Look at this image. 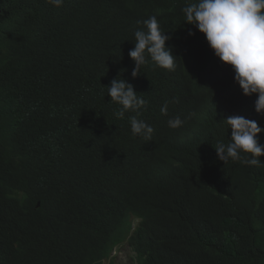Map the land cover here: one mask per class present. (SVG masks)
<instances>
[{
  "label": "trees",
  "instance_id": "obj_1",
  "mask_svg": "<svg viewBox=\"0 0 264 264\" xmlns=\"http://www.w3.org/2000/svg\"><path fill=\"white\" fill-rule=\"evenodd\" d=\"M189 2L0 0V264H102L132 215L137 264H264V166L213 157L231 139L214 111L198 145L168 126L188 112L182 95L250 100L186 23ZM151 16L176 68L146 65L132 80L128 44ZM117 78L147 101L137 118L150 140L133 136L136 113L117 116L106 88ZM254 105L245 118L264 129Z\"/></svg>",
  "mask_w": 264,
  "mask_h": 264
},
{
  "label": "clouds",
  "instance_id": "obj_2",
  "mask_svg": "<svg viewBox=\"0 0 264 264\" xmlns=\"http://www.w3.org/2000/svg\"><path fill=\"white\" fill-rule=\"evenodd\" d=\"M47 2L59 8L64 0ZM182 13L186 23L203 34L214 55L223 64L231 66V80L235 82L232 86L236 92L239 85L242 94L250 97V100L246 109L245 105H234V101L224 104L223 96L218 92L214 94L216 99L209 104L194 101L190 95H182L184 109L188 112L184 114L183 121L179 117L169 119L168 126L177 129L183 124L184 139L189 144L195 142V145H198L203 143L204 137L208 135L206 129L209 122L205 115L212 117L214 111L226 135H231V139L227 144L218 143L213 157H218L224 164L231 161L247 166H264L260 159L264 156V145L258 140V135L264 132V129L258 126L257 121L246 119L244 112L246 110V115H249L251 107L255 104V112L264 114V0H191L182 8ZM143 24L144 29L135 30V43L128 44L131 48L125 56L129 63L127 73L132 80L140 76V70L146 65L151 64L154 68L168 71H174L176 68L177 57L173 56L177 52L176 44L163 31L157 17L151 16L144 20ZM189 35L193 33L189 32ZM106 88L111 103L119 106L116 113L119 118H124L128 112L137 114L129 117L133 136L145 141L150 140L154 132L153 127L137 118L140 110L147 104L142 95L137 94L130 83L120 78L112 80ZM227 93L231 94L229 90L224 94ZM161 114H168L167 102L161 107ZM115 216L113 220L115 218L117 221ZM122 220L119 225L121 227L124 223L128 224L127 234L112 247L109 259L102 260V264H113L112 254L122 243L132 249L136 261V253L127 239L140 219L132 215L125 218V222Z\"/></svg>",
  "mask_w": 264,
  "mask_h": 264
},
{
  "label": "rangeland",
  "instance_id": "obj_3",
  "mask_svg": "<svg viewBox=\"0 0 264 264\" xmlns=\"http://www.w3.org/2000/svg\"><path fill=\"white\" fill-rule=\"evenodd\" d=\"M112 256L113 264H136L135 254L126 243L120 244Z\"/></svg>",
  "mask_w": 264,
  "mask_h": 264
}]
</instances>
